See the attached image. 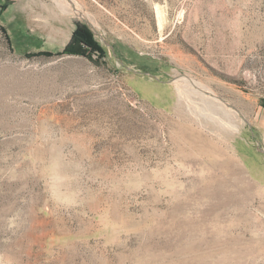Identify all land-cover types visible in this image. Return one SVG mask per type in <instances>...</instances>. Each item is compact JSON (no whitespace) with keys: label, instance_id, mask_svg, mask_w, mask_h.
Here are the masks:
<instances>
[{"label":"rangeland","instance_id":"rangeland-1","mask_svg":"<svg viewBox=\"0 0 264 264\" xmlns=\"http://www.w3.org/2000/svg\"><path fill=\"white\" fill-rule=\"evenodd\" d=\"M0 264H264V0H0Z\"/></svg>","mask_w":264,"mask_h":264},{"label":"trees","instance_id":"trees-1","mask_svg":"<svg viewBox=\"0 0 264 264\" xmlns=\"http://www.w3.org/2000/svg\"><path fill=\"white\" fill-rule=\"evenodd\" d=\"M64 53L67 55L86 56L89 53H101V48L96 43L91 32L82 26H78Z\"/></svg>","mask_w":264,"mask_h":264},{"label":"bare ground","instance_id":"bare-ground-1","mask_svg":"<svg viewBox=\"0 0 264 264\" xmlns=\"http://www.w3.org/2000/svg\"><path fill=\"white\" fill-rule=\"evenodd\" d=\"M188 80V79H187ZM191 81V80H190ZM186 82V81H185ZM190 83V82H189ZM180 91V90H179ZM206 104H208V103H206ZM211 108V106H210V104H208V108H206V109H204L205 111H208V110H211L210 109ZM223 120V119H222ZM221 119H220V121H222ZM228 121V120H227ZM229 127L231 128L230 130L232 131V132H237L239 129H238V126L237 125H235V124H232L231 122H229Z\"/></svg>","mask_w":264,"mask_h":264}]
</instances>
